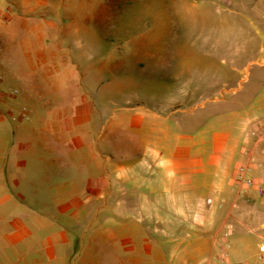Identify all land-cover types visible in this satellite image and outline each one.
I'll return each mask as SVG.
<instances>
[{
	"label": "rangeland",
	"instance_id": "rangeland-1",
	"mask_svg": "<svg viewBox=\"0 0 264 264\" xmlns=\"http://www.w3.org/2000/svg\"><path fill=\"white\" fill-rule=\"evenodd\" d=\"M194 2L204 7H194ZM244 2L18 0L13 6L1 0L0 17L22 21L21 39L27 43L19 42L17 49L26 71L28 49L41 50L44 57H32L33 74L21 78L23 84L36 85L32 98L4 103L0 125L40 131V116L59 117L65 119L70 142L77 137L83 145V152L72 159V178L65 186L67 193L76 189L80 198L71 205L70 211L78 212L70 223L67 213L59 212L57 186L43 200V195L31 193V186L8 185L19 211L55 218L56 229L57 223L65 224L70 243L62 258L56 254L49 260L130 264V252L122 249L120 238L128 231L141 237L143 226L131 217L112 223V201L99 199L94 191L96 181L114 178L116 165H136L150 159L152 151L163 157L179 135L212 128L237 141L245 127L246 137L254 142L251 132L264 128V5ZM2 89L0 101L12 95L8 87ZM257 102L263 108L253 118L248 111ZM22 107L29 111L27 119L20 116ZM243 155L235 166V182ZM5 208H0L3 215L8 213ZM35 234L43 239L47 229ZM171 251L165 249L167 259ZM187 260L204 264L205 259L190 254ZM214 262L221 264H206Z\"/></svg>",
	"mask_w": 264,
	"mask_h": 264
},
{
	"label": "crops",
	"instance_id": "crops-1",
	"mask_svg": "<svg viewBox=\"0 0 264 264\" xmlns=\"http://www.w3.org/2000/svg\"><path fill=\"white\" fill-rule=\"evenodd\" d=\"M2 1L13 6L18 3ZM256 5H264V1L258 0ZM194 7L204 6L194 2ZM0 21V72L7 73L0 83L12 92L7 100L0 101L1 107L32 98L30 91L36 85L33 81L30 86L23 84L21 78L33 74L32 57L41 59L44 52H25L26 71L17 49L19 42L27 43L21 39L22 21L9 16L0 17ZM261 102L249 107L253 118L263 108ZM39 119L44 122L40 131L21 124L13 130L0 125V208L8 211L4 215L0 211V264H70V260H49L57 255L62 258V251L70 243L65 224L57 223L56 229L55 218L19 211L8 191V185L18 187L23 183L31 186L32 194L43 195L40 197L46 200L49 188L57 186L59 212L67 213L69 223L78 212L70 211L72 203L80 200L77 191L67 193L65 186L72 178L68 171L72 159L76 152H83V145L77 137L73 144L70 142L65 119ZM244 128L237 141L213 128L192 136L181 134L163 157L157 156L162 152L152 151L150 159L136 165H116L109 183L95 182L99 199L109 197L112 201V223L119 225L121 219L131 217L144 227L141 237L128 231L120 238L122 249L130 252V264H188L190 254L205 259L202 261L206 264L208 260H218L226 240L232 243L228 260L264 264V253L258 249L264 243V192H257L258 186L264 188V143L255 146ZM246 144L254 156V185L243 191V184L234 181V170L244 157ZM226 224L231 227L229 237L223 235ZM45 228L47 235L36 239V231ZM167 247L172 249L169 260Z\"/></svg>",
	"mask_w": 264,
	"mask_h": 264
},
{
	"label": "built area",
	"instance_id": "built-area-1",
	"mask_svg": "<svg viewBox=\"0 0 264 264\" xmlns=\"http://www.w3.org/2000/svg\"><path fill=\"white\" fill-rule=\"evenodd\" d=\"M234 1H238V0H234ZM1 80H2V75L0 74V81ZM3 91L4 90L0 87V97L3 96ZM20 116L26 119L29 117V111L26 107L21 108ZM251 134L255 136L253 142L255 146H259L260 144L264 143V128L258 126L257 132H251ZM243 152L245 154V161L237 166L235 172V179L237 183L243 184L245 188H249L254 184V180L250 175L251 167H252L251 160L253 155H251L250 153L251 152L250 147H245ZM257 192L259 195L263 194L264 188L262 186H258ZM230 231H231L230 224H226L225 230L223 231V235L225 237H229ZM230 248H231V244L228 240H226L222 245V248L219 252V256H217L218 261L221 264H234V262L228 260V254ZM258 249L261 253H264V243H261Z\"/></svg>",
	"mask_w": 264,
	"mask_h": 264
}]
</instances>
